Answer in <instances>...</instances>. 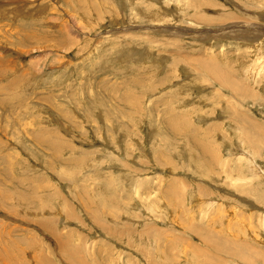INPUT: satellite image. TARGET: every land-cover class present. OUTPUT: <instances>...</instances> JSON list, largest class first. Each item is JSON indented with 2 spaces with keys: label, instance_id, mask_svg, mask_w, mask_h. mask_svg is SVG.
Masks as SVG:
<instances>
[{
  "label": "rangeland",
  "instance_id": "374dc122",
  "mask_svg": "<svg viewBox=\"0 0 264 264\" xmlns=\"http://www.w3.org/2000/svg\"><path fill=\"white\" fill-rule=\"evenodd\" d=\"M0 85V264H264V0H0Z\"/></svg>",
  "mask_w": 264,
  "mask_h": 264
},
{
  "label": "bare ground",
  "instance_id": "6f19581e",
  "mask_svg": "<svg viewBox=\"0 0 264 264\" xmlns=\"http://www.w3.org/2000/svg\"><path fill=\"white\" fill-rule=\"evenodd\" d=\"M17 27H18V26H17ZM7 34H8V33H7ZM16 37H17V36H16ZM2 57H3V56H2ZM1 86H3V85H0V87H1ZM109 86H110V85H109ZM3 87H4V86H3ZM1 88H2V87H1ZM15 88H16V87H15ZM4 90H5V89H4ZM4 90H3V91H4ZM0 92H1V90H0ZM1 93H2V92H1ZM5 94H6V93H5ZM0 112H1V111H0ZM136 182H137V181H136Z\"/></svg>",
  "mask_w": 264,
  "mask_h": 264
}]
</instances>
